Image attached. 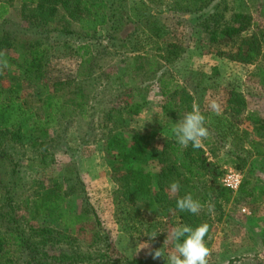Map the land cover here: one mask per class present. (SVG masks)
<instances>
[{
    "label": "trees",
    "instance_id": "1",
    "mask_svg": "<svg viewBox=\"0 0 264 264\" xmlns=\"http://www.w3.org/2000/svg\"><path fill=\"white\" fill-rule=\"evenodd\" d=\"M14 1L0 0V52L4 53L3 59L9 65L0 71V160L6 159L12 166L8 173L10 179L5 202L0 206V233H3L0 234V264H11L12 260L7 258L10 251L6 248L11 241L20 256L26 255L23 264H145L137 258L109 257L110 244L96 215L88 211L68 212L67 193L56 181L45 188L41 182L33 180L37 190L21 201L27 215L17 220V207L14 208L11 195L18 184L13 182V177L18 174L16 164L8 154L9 149L27 144L33 151L45 150L49 131L55 125L70 123L77 117L89 118V96L84 85L73 79L74 74L85 80L89 78L94 59L92 43L101 40L102 30L106 31L105 39H112L128 25L129 14L120 5L122 0H17L19 23H12L14 21L5 16ZM147 1L157 3L156 0L144 2ZM215 1L179 0L174 1V8L168 10L197 15L193 27L196 40L216 47L217 58L243 66H254L264 60L261 39L257 31L250 29L251 15L230 12L224 0L214 6ZM140 29L150 35L152 43L162 38L161 28L154 17L141 19ZM154 46L151 51H155L154 54L133 59L129 69L132 67L135 75L147 73L154 77L149 84L160 96L161 113L176 122L193 111V97L169 72L162 71L159 62L169 66L180 59L186 49L173 42H157ZM56 49L62 50L59 59L53 60L52 76L58 80H46L49 76L46 64L50 52L53 54ZM66 60L73 63L72 69L66 68ZM213 70L216 72V67ZM68 78L73 80L68 81ZM251 78L264 88V65H257L249 74ZM24 83H39L43 94L35 100H27L22 92ZM136 98L138 100H134ZM120 103L122 107L115 104L105 112L104 119L113 128L107 138L114 154V199L132 209L128 214L131 220L129 230H134L147 242L163 245L173 230L167 228L166 222L173 213L183 225L195 228L207 223L210 231L211 223L206 216L181 212L176 207V201L186 193H191L202 206L212 196L221 203H228L231 199L232 192L218 183L217 173L209 170L203 147L200 145L194 149L191 144L182 147L175 137L164 140L152 155L159 167L154 173L143 164L149 158L153 136L150 137L147 131L128 128V120L124 118V115H138L144 96L129 90ZM246 107L241 92L235 88L227 92L225 111L232 118L244 115ZM246 121L262 134L264 141V121L253 114H248ZM217 135L222 143L230 142L231 154L241 159L246 157H241L240 153L260 156L264 152L256 142L250 146L256 148V153L244 149L242 142L247 141L249 132L239 131L233 124L225 129L219 127ZM173 181L180 183V190L175 194L169 188ZM239 191H243V185ZM22 225L25 228H21ZM87 226L91 227V236L84 251L77 233Z\"/></svg>",
    "mask_w": 264,
    "mask_h": 264
},
{
    "label": "rangeland",
    "instance_id": "2",
    "mask_svg": "<svg viewBox=\"0 0 264 264\" xmlns=\"http://www.w3.org/2000/svg\"><path fill=\"white\" fill-rule=\"evenodd\" d=\"M144 1H120L122 8L129 14L130 22L112 39H105L106 31L100 32L101 40L92 43L94 59L87 80L74 74L73 79L84 85L86 95L89 96V118L77 117L70 123L55 125L49 131L45 150L33 151L28 144L8 150L18 174L13 177V182L18 184L11 195L14 208L17 207L16 219L22 220L27 215L21 201L37 190V186L32 184L33 180L41 182L45 188L56 181L67 193L68 212L88 211L96 215L97 223L110 244L109 257L137 258L145 264H167L169 251L174 248L175 241L168 239L163 245H157L139 238L134 230H129L131 220L128 219V214L132 213V209L114 199V154L107 138L113 128L106 124L104 115L115 104L121 106L120 101L125 99L129 90L144 96L143 107L138 115H124V118L128 120V128L147 131L150 137L153 136L149 158L143 164L154 173L159 171L157 161L152 155L160 149L164 140L175 137L172 129L177 121L163 117L160 96L155 93L153 85L149 84L154 77L147 73L135 75L133 68L129 69V66L133 59H141L145 54H154L155 51H151L157 42H173L182 45L186 51L169 66L160 61V67L190 92L193 97V109H198L206 118L208 136L202 139L200 145L208 159L209 170L218 174L217 181L221 186L225 174L230 169L240 172L242 176V192L239 191L240 188L232 192L228 203H221L212 196L197 213L206 216L211 223V230L205 239V244L210 249L208 264H264V152L260 156L240 153L241 157H246L244 161L232 155L230 142L222 143L217 135L219 127L225 129L233 124L239 131L249 132L247 141L242 142L244 149H252V153H256V148H250L251 143L256 142L264 150L262 134L255 131L246 121L248 114L256 115L264 121V88L260 87L256 80L249 79V74L257 65H264V60L254 66H243L217 58L216 47L196 40L193 27L197 15L168 10L174 8V1L179 0H156L157 3L154 4ZM219 1L216 0L214 6ZM224 1L230 12L251 15L250 29L257 31L264 50V0ZM19 13L18 1L15 0L5 18L10 17L9 20L16 23L19 21ZM145 16L156 19V24L161 28L160 40L152 43L150 35L140 29V20ZM61 51L56 49L53 54L50 52L51 57L45 68L49 75L46 80H58L52 76L53 60L59 59ZM66 61V68L72 69L73 63ZM73 79L68 78V81ZM233 88L241 92L246 99V112L239 118H232L225 111V96ZM22 89L27 100H35L38 95L43 94L39 83H24ZM134 89L136 90L133 91ZM213 100L219 104L218 111L210 108ZM237 166L240 168L237 169ZM11 167L6 159L0 163V206L5 202L6 189L9 188L8 173ZM166 222L167 228L172 229L183 225L173 213ZM21 228L25 226L22 225ZM90 229L91 227L87 226L77 233L84 251L90 240ZM140 244H148L149 247L139 251ZM6 248L10 251L7 258L12 260L11 264H23L27 260L26 255H19L20 252L16 250L13 241L9 242ZM160 248L163 257L153 260L148 252Z\"/></svg>",
    "mask_w": 264,
    "mask_h": 264
},
{
    "label": "clouds",
    "instance_id": "3",
    "mask_svg": "<svg viewBox=\"0 0 264 264\" xmlns=\"http://www.w3.org/2000/svg\"><path fill=\"white\" fill-rule=\"evenodd\" d=\"M4 53L0 52V71L7 68L8 62L3 59ZM210 108L214 111L219 110V104L213 100ZM206 118L196 108L187 113L183 120L176 122L172 129L177 142L182 147H188L189 144L195 149L199 148L202 139L207 138L208 129L205 127ZM170 191L175 194L180 190L179 181H173L169 185ZM176 207L181 212H189L197 214L202 205L198 200H195L191 193H186L183 197L176 201ZM209 231V225L203 223L195 228L188 225H180L175 227L167 236L177 241L174 248L169 251L167 264H208V257L210 256V249L206 246L204 237ZM156 236L152 237L155 238ZM165 240V241H166ZM148 244H140L141 249L148 248ZM153 260L163 257V252L160 249H154L148 252Z\"/></svg>",
    "mask_w": 264,
    "mask_h": 264
},
{
    "label": "built area",
    "instance_id": "4",
    "mask_svg": "<svg viewBox=\"0 0 264 264\" xmlns=\"http://www.w3.org/2000/svg\"><path fill=\"white\" fill-rule=\"evenodd\" d=\"M242 176L241 173L236 170H228L223 178L222 185L231 192H236L241 185Z\"/></svg>",
    "mask_w": 264,
    "mask_h": 264
}]
</instances>
